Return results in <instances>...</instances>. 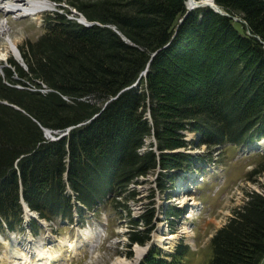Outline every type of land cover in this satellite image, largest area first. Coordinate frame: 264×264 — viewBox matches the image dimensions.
I'll list each match as a JSON object with an SVG mask.
<instances>
[{
    "label": "trees",
    "instance_id": "1",
    "mask_svg": "<svg viewBox=\"0 0 264 264\" xmlns=\"http://www.w3.org/2000/svg\"><path fill=\"white\" fill-rule=\"evenodd\" d=\"M67 1L93 23L47 12L20 46L27 67L0 72V231L24 229V201L47 219L108 206L127 212L130 245L144 244L158 217L153 203L132 215V182L161 168L164 189L174 170L264 139V0H215L226 13L206 5L182 21L187 0ZM261 186L214 232L207 264H264ZM188 246L141 264H180Z\"/></svg>",
    "mask_w": 264,
    "mask_h": 264
},
{
    "label": "rangeland",
    "instance_id": "2",
    "mask_svg": "<svg viewBox=\"0 0 264 264\" xmlns=\"http://www.w3.org/2000/svg\"><path fill=\"white\" fill-rule=\"evenodd\" d=\"M1 1L5 3L10 0ZM50 4L31 15H19L17 10H0V26L8 28V31H1L3 28L0 27V72L6 67L15 68L11 59L26 67L24 60L18 58L11 47L10 37L15 40L21 53L20 46L27 39H36L42 33L47 12L59 10L68 12L73 18L81 16L78 14L80 11L67 0H50ZM30 86L34 89L36 85ZM185 137L198 143L200 136L187 132ZM150 141V138L146 140V144ZM181 149L198 154L207 151L208 147L205 144H189L187 149ZM262 152L264 141L258 145L223 148L215 161L192 163L191 166L174 170L175 180L168 181L164 189H160L156 183L157 171L161 168L147 176H140L136 183L132 182L130 187L137 193L129 201L132 215H140L145 206L153 203L160 218L155 219L157 227L152 231L150 243L136 242L130 245L127 212L123 210L122 215L111 213L108 206H103L86 211L83 223L49 221V224H42L38 220L33 224L34 231L28 225L24 232L15 234L17 237L3 232L0 237V264L24 263V259L30 256L38 262L37 255L32 254L36 253L33 247H39L37 253L50 256V261L55 260L54 264H141L150 250L157 247H161L163 257L167 255L168 259H172L171 253L175 252L180 242L189 245L188 255L181 258L180 264H207L212 253L210 240L214 232L228 220L233 208L243 203L246 191L262 188L264 174H250V170L264 159ZM171 228L180 234L176 240L167 238ZM97 233L101 235L100 238L96 236ZM158 234L163 237L156 238ZM84 235H89L86 242L81 239ZM92 242L97 243L96 247H92ZM139 247L143 251L140 258L137 255ZM57 255L60 258L56 259Z\"/></svg>",
    "mask_w": 264,
    "mask_h": 264
},
{
    "label": "bare ground",
    "instance_id": "3",
    "mask_svg": "<svg viewBox=\"0 0 264 264\" xmlns=\"http://www.w3.org/2000/svg\"><path fill=\"white\" fill-rule=\"evenodd\" d=\"M50 5H51L50 4V0H13V1L10 0V1H6L5 3L0 0V10L1 11L2 10H4V11H16L17 10V13L19 15L22 14L23 12H28V13H30V15L31 14H35L36 12H38L40 10H43L44 8H47ZM1 11H0V13H1ZM0 27L3 28L1 31H5L6 29H8L4 25H1ZM6 31H8V30H6ZM9 42H10V45L13 48V50L16 52L17 57L19 58L20 57L19 49H18L17 44L15 43V40L12 37H10L9 38ZM43 221H45V220H43ZM179 235H180L179 232L174 231L173 233H171L170 235H168L167 238L176 240L179 237ZM161 237H163L161 234L156 235V238H161ZM81 239H83L84 242H86L87 240H89V235H84ZM161 240H163V239H161ZM78 242H79V240H78ZM150 242H151V240L148 241V242H146V243H150ZM149 245H147V246H149ZM31 246H33V244ZM147 246L145 247V249L147 248ZM33 248H34V251L33 252H36V253H32V254L33 255L34 254L37 255L38 262L33 259V256H30V257H26L24 259V263H20V264H54L55 260H54V262H52L53 260L50 261V256H47L46 257L42 253H37L39 247H33ZM35 248H37V249H35ZM142 252H143L142 251V247H139L137 249V255H138L139 258L141 257ZM44 257H46V258H44ZM30 258H32L33 261L29 260ZM58 258H60V257L57 255V258L56 259H58ZM12 260H14V258H12Z\"/></svg>",
    "mask_w": 264,
    "mask_h": 264
},
{
    "label": "water",
    "instance_id": "4",
    "mask_svg": "<svg viewBox=\"0 0 264 264\" xmlns=\"http://www.w3.org/2000/svg\"><path fill=\"white\" fill-rule=\"evenodd\" d=\"M209 5L213 8H215L217 11L221 12V13H226L216 2L215 0H187V7H188V11L185 13L184 17L181 18V21L187 16V14L189 13L190 10L195 9L197 7H203ZM81 22L85 23V24H92L93 22L88 21V19L83 16L81 18ZM45 133L47 136L55 138L54 136V132L52 129L49 128H45ZM64 134V132H62L60 136H62ZM54 135V136H53Z\"/></svg>",
    "mask_w": 264,
    "mask_h": 264
}]
</instances>
